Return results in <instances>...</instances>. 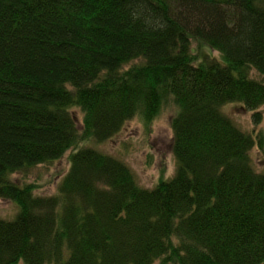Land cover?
<instances>
[{
	"label": "trees",
	"instance_id": "1",
	"mask_svg": "<svg viewBox=\"0 0 264 264\" xmlns=\"http://www.w3.org/2000/svg\"><path fill=\"white\" fill-rule=\"evenodd\" d=\"M169 104L177 170L153 189L87 145ZM263 106L264 0H0V264H264ZM69 150L54 195L11 179Z\"/></svg>",
	"mask_w": 264,
	"mask_h": 264
},
{
	"label": "rangeland",
	"instance_id": "2",
	"mask_svg": "<svg viewBox=\"0 0 264 264\" xmlns=\"http://www.w3.org/2000/svg\"><path fill=\"white\" fill-rule=\"evenodd\" d=\"M194 50L203 51L204 54L220 59V54L208 47L199 48L193 44ZM256 79H263L259 74L253 73ZM223 111L243 131L252 133L255 128L252 114L243 105L230 103L223 107ZM264 113V106L261 107ZM82 128L83 115L80 110L73 111ZM177 110L167 105L150 125L145 126L138 119L125 124L123 129L111 139L103 143L89 142L87 145L100 149L112 156L123 160L134 172L141 186L153 189L161 180L172 178L177 170V162L173 153L172 119ZM69 150L63 157L51 163L39 164L26 172L13 174L11 179L19 185L32 184L35 193L41 196L54 195L58 187L70 170ZM256 170L264 175V151L255 147L251 153ZM18 213V206L0 198V218L13 220Z\"/></svg>",
	"mask_w": 264,
	"mask_h": 264
}]
</instances>
